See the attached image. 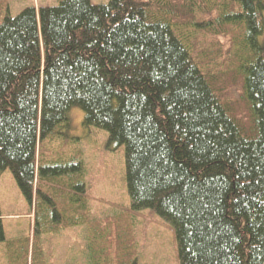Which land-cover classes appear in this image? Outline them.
<instances>
[{"label": "trees", "instance_id": "1", "mask_svg": "<svg viewBox=\"0 0 264 264\" xmlns=\"http://www.w3.org/2000/svg\"><path fill=\"white\" fill-rule=\"evenodd\" d=\"M58 1L0 22V177L35 228L39 205L47 231L87 220L82 154L48 148L78 107L125 148L132 209L170 223L180 264H264V0Z\"/></svg>", "mask_w": 264, "mask_h": 264}, {"label": "rangeland", "instance_id": "2", "mask_svg": "<svg viewBox=\"0 0 264 264\" xmlns=\"http://www.w3.org/2000/svg\"><path fill=\"white\" fill-rule=\"evenodd\" d=\"M91 1L102 4L109 0ZM58 2L0 0V22L7 12L16 16L27 6L38 9L41 5L52 6ZM69 118L70 125L62 130L65 142L56 138L48 148H55L54 156L64 143L65 155L82 154L84 195L89 206L87 220L83 211L75 216L62 214L64 226L58 223L59 219L53 220L49 216L48 225H54L56 231H47L44 219L51 213L45 205H39L40 225L35 228L36 203L26 199L12 172L6 170L0 177V202L6 234V240L0 242V264H180L170 223L153 209H132L126 181L125 148H108V132L84 125V112L80 108H73ZM74 162H78L77 157ZM73 173L80 175L77 170ZM82 181L75 179L72 185L78 186ZM65 183L67 185V182L56 184L54 193H61L63 189L69 191ZM71 190V198L83 194L75 188ZM58 195L54 208L63 213L66 205L72 207L74 201L66 203ZM41 199L45 201L42 196ZM74 206L79 207V203ZM74 221L79 225L73 226Z\"/></svg>", "mask_w": 264, "mask_h": 264}]
</instances>
